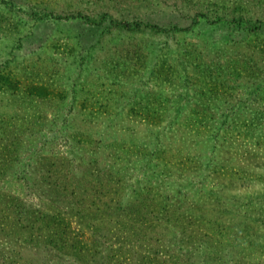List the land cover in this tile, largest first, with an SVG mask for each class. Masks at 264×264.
Returning a JSON list of instances; mask_svg holds the SVG:
<instances>
[{
    "label": "rangeland",
    "instance_id": "374dc122",
    "mask_svg": "<svg viewBox=\"0 0 264 264\" xmlns=\"http://www.w3.org/2000/svg\"><path fill=\"white\" fill-rule=\"evenodd\" d=\"M0 190V264H264V0H0Z\"/></svg>",
    "mask_w": 264,
    "mask_h": 264
},
{
    "label": "trees",
    "instance_id": "16d2710c",
    "mask_svg": "<svg viewBox=\"0 0 264 264\" xmlns=\"http://www.w3.org/2000/svg\"><path fill=\"white\" fill-rule=\"evenodd\" d=\"M71 17V16H70ZM103 18V17H102ZM111 20V19H110ZM93 23H98L97 20H91ZM101 21V19H100ZM99 21V22H100ZM52 159V158H51ZM60 162V161H58ZM50 167V165H48ZM51 172L50 175H52L53 178H55V180H52L53 184H58L56 177H60L61 175L58 173H56L54 170L53 171H49ZM62 184L60 183V186ZM145 199H139L136 198L133 200L132 204L134 203H140V205H134L133 207L131 206V204H129V209H132L131 211L133 212L132 216H131V220L139 223L140 225L138 226L136 223H134V227H140L142 224H145L146 218H148V216L146 215V205L149 203L150 201L145 204ZM4 203V205L2 204ZM152 203V200H151ZM4 207V209L2 208V206ZM136 209V210H135ZM158 209V207L156 208ZM160 209H162L160 207ZM168 209V210H167ZM165 209V211H170L172 209L167 208ZM158 211V210H157ZM162 211V210H161ZM136 212V213H135ZM170 213H172V215H174L173 211H170ZM59 216L58 213H52V212H44L41 211V209H31V207L29 208L28 205H26L24 203V201L18 197V196H14L13 194H9L7 192H3L2 190H0V231L3 232L5 235H7L8 231H11L12 233L14 232V230H16L19 233V236L21 238V235H25L24 233H27V231H29L28 237H31L32 239H39V237L42 238V236L44 235V232L41 231L42 229H48L47 224L44 223H55L57 224V226H59V228L57 230L62 229L63 227H65L66 225H63V223H66L68 225H70V223L68 221H64V216H62L63 218H60V220H56L57 217ZM179 215H176V217H178ZM181 219V217H179ZM47 221V222H46ZM144 221V222H143ZM44 224V225H43ZM132 225V224H131ZM55 226V227H57ZM45 227V228H44ZM53 233H58L57 231H54ZM48 234V236L52 237L55 235ZM40 235V236H39ZM62 239V238H60ZM61 243V247H67L66 245Z\"/></svg>",
    "mask_w": 264,
    "mask_h": 264
}]
</instances>
